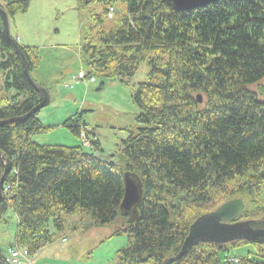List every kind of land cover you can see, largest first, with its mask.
<instances>
[{"label": "trees", "instance_id": "trees-1", "mask_svg": "<svg viewBox=\"0 0 264 264\" xmlns=\"http://www.w3.org/2000/svg\"><path fill=\"white\" fill-rule=\"evenodd\" d=\"M31 1L0 0V6L10 18ZM95 1L104 10L86 28L80 61L89 77L122 81L148 62L147 80L133 95L137 124L120 141L117 159L106 160L93 133L89 151L34 141L33 135L54 129L36 113L1 124L0 153L12 169L0 215L9 208L16 213L15 244L29 245L33 254L64 228L63 215L86 213L94 227L116 225L111 235L134 238L118 250L120 264H162L179 252L192 222L224 202H246L239 219L264 216V98L247 87L264 79V0H219L189 11L166 0L89 2ZM117 2L127 5L128 15L108 27L107 10ZM19 48L31 71L40 65L38 48ZM0 86L6 93L0 121L30 114L42 99L5 36L1 15ZM193 92L206 93V104ZM63 125L80 138L87 123L79 112ZM4 171L0 158V181ZM128 171L143 184L133 223L120 209ZM172 264H264V242H200Z\"/></svg>", "mask_w": 264, "mask_h": 264}, {"label": "rangeland", "instance_id": "rangeland-1", "mask_svg": "<svg viewBox=\"0 0 264 264\" xmlns=\"http://www.w3.org/2000/svg\"><path fill=\"white\" fill-rule=\"evenodd\" d=\"M89 1L32 0L26 12L9 18L10 32L14 38L19 36L20 45L39 49L40 65L33 71L29 65L30 75L44 87L52 88L50 103L34 113L43 125L54 126V129L35 134L32 139L42 144H81L89 151L93 133L99 138L104 150L98 152L100 156L106 160L116 154L114 159H117L120 141L127 138L128 129L137 124L136 115L139 108L133 95L139 83L147 80L150 66L147 61H143L137 72L126 78V81L117 77H97L93 80L89 78L87 66L80 61L79 48L83 44L86 28L96 15L104 10L100 3ZM110 7H113L112 16L109 15ZM110 7L107 10L105 25L119 26L123 17L128 15L127 5L117 2L115 6ZM21 61L24 65L22 59ZM247 87L264 98L261 96L264 95V79ZM2 88L0 86V101L6 94ZM192 94L197 101L198 97H201L202 105L206 104V93ZM79 112L87 123L80 138L63 125L66 119L75 117ZM1 160L3 164L7 163L6 158ZM262 186L260 196L264 200V184ZM4 187L5 180L3 192ZM2 216L0 215V253L3 256L2 261L8 264L5 256L7 257L13 248H18L15 244L18 219L12 208L7 209ZM63 217L65 226L59 232H54L51 242L33 254L30 253L29 245L24 247L30 256L22 251L13 256L18 264H120L118 250L128 245L130 239H134L127 234L111 235L116 225L94 227L93 218L86 213L81 216Z\"/></svg>", "mask_w": 264, "mask_h": 264}, {"label": "water", "instance_id": "water-1", "mask_svg": "<svg viewBox=\"0 0 264 264\" xmlns=\"http://www.w3.org/2000/svg\"><path fill=\"white\" fill-rule=\"evenodd\" d=\"M218 1L219 0H166V2L170 3L178 11L205 8ZM0 15L3 18L4 31L7 39L13 44L16 52L24 62L26 77L35 90L42 95V101L31 112L34 113L50 103L51 92L46 87L32 79L29 64L19 48V45L11 36L9 17L1 7ZM198 101L201 102V97H198ZM29 115L30 114H26L21 117L0 121V125L24 120L28 118ZM0 156L1 158H6L4 155ZM4 166L5 172L0 181V202L3 198V184L5 177L11 171V163L8 159ZM124 184L125 193L120 209L124 214L128 215L127 222L133 223L139 217L138 208L143 199V184L140 176L130 171L124 173ZM245 208L246 203L244 200L241 197H236L224 202L214 211L200 215L192 222L189 233L179 252L175 256L166 258L162 264H172L176 260L181 259L194 245L200 242H207L221 246L232 244L237 241L264 242V217L239 219ZM0 264H5L1 258Z\"/></svg>", "mask_w": 264, "mask_h": 264}, {"label": "built area", "instance_id": "built-area-1", "mask_svg": "<svg viewBox=\"0 0 264 264\" xmlns=\"http://www.w3.org/2000/svg\"><path fill=\"white\" fill-rule=\"evenodd\" d=\"M93 80V78H92ZM23 249V250H22ZM20 251L24 252V254H26L27 256H30V254H27V251L24 250V248H13L7 255V257L5 256V261L8 264H18L17 263V259H15L13 256L18 254ZM23 258V257H22ZM14 259V260H13ZM23 260V259H22Z\"/></svg>", "mask_w": 264, "mask_h": 264}, {"label": "bare ground", "instance_id": "bare-ground-1", "mask_svg": "<svg viewBox=\"0 0 264 264\" xmlns=\"http://www.w3.org/2000/svg\"><path fill=\"white\" fill-rule=\"evenodd\" d=\"M1 7V6H0ZM2 8V7H1ZM3 9V8H2ZM112 12H113V7H110V12H109V15L112 16ZM2 21H3V18H2ZM98 21V19H97ZM11 33V32H10ZM12 36V35H11ZM13 38V37H12ZM14 39V38H13ZM16 42V41H15ZM17 43V42H16ZM18 44V43H17ZM19 45V44H18ZM189 88V87H188ZM168 89V88H167ZM184 89V88H183ZM189 92V91H188Z\"/></svg>", "mask_w": 264, "mask_h": 264}, {"label": "crops", "instance_id": "crops-1", "mask_svg": "<svg viewBox=\"0 0 264 264\" xmlns=\"http://www.w3.org/2000/svg\"><path fill=\"white\" fill-rule=\"evenodd\" d=\"M18 38H19V36H18Z\"/></svg>", "mask_w": 264, "mask_h": 264}]
</instances>
